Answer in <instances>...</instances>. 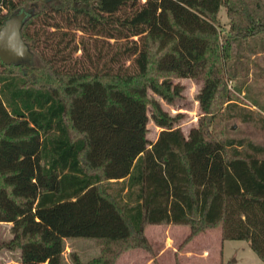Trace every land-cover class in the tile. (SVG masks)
Returning a JSON list of instances; mask_svg holds the SVG:
<instances>
[{
	"label": "trees",
	"instance_id": "obj_1",
	"mask_svg": "<svg viewBox=\"0 0 264 264\" xmlns=\"http://www.w3.org/2000/svg\"><path fill=\"white\" fill-rule=\"evenodd\" d=\"M23 9L35 63L0 56V251L63 264L64 240L84 238L100 246L89 264H113L152 254L147 226L179 225L183 244L219 227L264 262V0H0V30ZM174 78L202 82L187 135L151 96L174 103ZM225 103L261 142L226 137Z\"/></svg>",
	"mask_w": 264,
	"mask_h": 264
},
{
	"label": "rangeland",
	"instance_id": "obj_2",
	"mask_svg": "<svg viewBox=\"0 0 264 264\" xmlns=\"http://www.w3.org/2000/svg\"><path fill=\"white\" fill-rule=\"evenodd\" d=\"M24 16L25 12L23 10L14 13L7 22V29L11 30L13 26L22 22ZM218 20L221 26L227 29L229 21L223 7L220 8L218 13ZM10 42L11 46H14V48H18V46L22 44L21 38L17 36L12 38ZM9 45L10 44L7 43L6 46ZM8 60L29 65L35 63L33 54L27 49L23 51L18 50L16 54L10 55ZM263 65L264 63H262V66ZM173 83L181 85L180 95L175 99L174 103L168 104L162 98L152 93L151 96L159 101L161 107L169 115H180L177 126L184 135H187L189 130L197 125L199 117L203 115L197 100V94L202 82L191 78H174ZM228 87L231 89L230 83ZM263 90L264 81L257 79L253 86L252 93L264 103ZM259 91L262 92L260 97ZM243 94L244 92H240L238 96L243 99ZM246 104L248 105L247 102ZM225 107L226 103L224 105L217 104L214 107V111L227 126V130H224L226 137H246L250 140L261 142L263 135L256 125L244 124L238 118H233L231 114L224 113ZM251 109L255 108L251 106ZM161 129L162 128L158 127L150 119L147 125L148 139L154 141ZM10 227L11 223H0V243L11 239ZM188 234L189 228L187 226L149 225L145 228V235L152 247V254L143 248H132L121 253L113 264H128L129 261V264H176V262L179 264H264V262L251 250L247 241L222 240L219 227H214L199 233L189 242L183 244ZM169 239H171V241ZM165 240L173 245L171 247L169 245V249L166 248L162 250L165 245V243H163ZM187 250H192L202 255L189 259L186 258L188 254H185ZM99 255L100 246L95 240L84 238H69L64 240L63 264H89L88 262L90 260ZM128 255L129 261L126 259ZM19 260V250L0 251V264H19Z\"/></svg>",
	"mask_w": 264,
	"mask_h": 264
},
{
	"label": "water",
	"instance_id": "obj_3",
	"mask_svg": "<svg viewBox=\"0 0 264 264\" xmlns=\"http://www.w3.org/2000/svg\"><path fill=\"white\" fill-rule=\"evenodd\" d=\"M20 11V10H19ZM23 11L25 12V17H27L28 14L31 13V9H23ZM11 18V17H10ZM8 18L5 22L4 25L2 27V29L0 30V56L1 58L5 61V62H9V56L10 55H14L16 54V52L18 50H25L27 49L26 45L23 43V41L21 42L22 44L17 47L14 48V46H11V42L10 40L12 38H14L15 36L20 37V27H21V23L13 26L11 28V30L7 29V22L10 19ZM24 20V19H23ZM21 38V37H20ZM22 40V39H21ZM7 43H9V46H6ZM28 50V49H27ZM14 62V61H13Z\"/></svg>",
	"mask_w": 264,
	"mask_h": 264
},
{
	"label": "crops",
	"instance_id": "obj_4",
	"mask_svg": "<svg viewBox=\"0 0 264 264\" xmlns=\"http://www.w3.org/2000/svg\"><path fill=\"white\" fill-rule=\"evenodd\" d=\"M147 235V234H146ZM209 235V234H208ZM147 237H148V235H147ZM149 238V237H148ZM170 241H171V239H169ZM167 241L165 240V242H163V243H165V245H164V247H163V249L162 250H164V249H166V248H168L169 249V245H170V247L173 245H171V244H169L168 242V244L166 243ZM171 243V242H170ZM162 247V246H161ZM173 249V248H172ZM161 251V250H160ZM185 254L187 255L186 256V258H189V259H191V258H194V257H197V256H199V255H202V254H197L196 252H194V251H192V250H187L186 252H185ZM183 255V254H182ZM128 258H129V255L127 256V260H128ZM129 261V260H128ZM130 263V261L128 262V264Z\"/></svg>",
	"mask_w": 264,
	"mask_h": 264
}]
</instances>
